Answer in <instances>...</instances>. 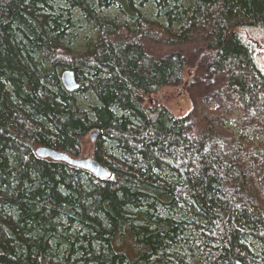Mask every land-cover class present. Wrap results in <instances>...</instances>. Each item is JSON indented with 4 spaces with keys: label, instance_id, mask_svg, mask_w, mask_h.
<instances>
[{
    "label": "trees",
    "instance_id": "trees-1",
    "mask_svg": "<svg viewBox=\"0 0 264 264\" xmlns=\"http://www.w3.org/2000/svg\"><path fill=\"white\" fill-rule=\"evenodd\" d=\"M114 3L128 22L99 16ZM81 21L96 38L72 55ZM246 33L264 46V0H0V264H264V51ZM193 43L239 117L202 98L194 128L157 99ZM94 130L109 178L35 154L84 159Z\"/></svg>",
    "mask_w": 264,
    "mask_h": 264
},
{
    "label": "rangeland",
    "instance_id": "rangeland-1",
    "mask_svg": "<svg viewBox=\"0 0 264 264\" xmlns=\"http://www.w3.org/2000/svg\"><path fill=\"white\" fill-rule=\"evenodd\" d=\"M134 2L139 4L140 0H134ZM118 4L120 3H114V5L108 9H102V11L99 12V16L103 19L116 17L119 21L128 22L130 20L128 13L122 11V9L118 7ZM137 8L146 19L154 20V18H157V21L159 20V16L156 13L157 11L151 3H146L143 6L137 5ZM160 21L162 22L161 19ZM77 26L78 27H76L73 32L75 37L70 41L69 51L72 55L81 54L96 38L95 30L87 23H84V21L79 22ZM198 30L200 33L204 34L211 31L210 28L201 21L198 23ZM245 36L246 40L257 49L254 41L260 43L261 40H259V38H253L248 33H246ZM145 48L156 57L167 55L176 50V48H168L153 44H145ZM177 50L181 51L187 62V70L184 73L183 83L177 86L163 87L158 92L157 99L177 117L190 115L194 128L200 124L198 106L202 98H209L211 100V108L213 110H218L227 118L234 119L239 117V105L236 102L226 100L220 90L222 86L221 77H218L215 73L208 70V60L207 56L204 54L203 45L201 43H193ZM78 99L81 106L94 102L92 97L88 94L83 96L78 95ZM229 130L233 131L236 135L238 134L233 126H229ZM91 151L92 141L90 136H87L83 146L84 158H87V155H90ZM249 244L254 253L259 255L262 248L254 241H250Z\"/></svg>",
    "mask_w": 264,
    "mask_h": 264
},
{
    "label": "water",
    "instance_id": "water-1",
    "mask_svg": "<svg viewBox=\"0 0 264 264\" xmlns=\"http://www.w3.org/2000/svg\"><path fill=\"white\" fill-rule=\"evenodd\" d=\"M254 44L256 45L258 51H264V46L261 43H259L258 41H254ZM60 79L64 88L69 92H73L79 88V85L75 80L74 73L71 70L63 71L61 73ZM97 134L98 131L94 130L91 133V139L93 140ZM35 154L37 157L42 159L62 161L72 167L80 168L86 172H89L90 174L100 179L109 178L111 176V172L109 170H107L104 166H102L91 157L84 159L73 158L65 153L58 152L43 146L38 147L35 150ZM235 264L242 263L240 261H236Z\"/></svg>",
    "mask_w": 264,
    "mask_h": 264
}]
</instances>
